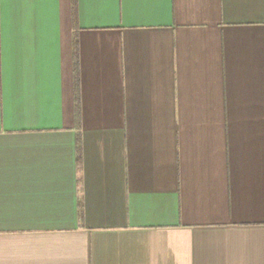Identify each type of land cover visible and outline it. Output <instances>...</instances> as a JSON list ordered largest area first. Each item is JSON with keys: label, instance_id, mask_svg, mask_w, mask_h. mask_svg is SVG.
Listing matches in <instances>:
<instances>
[{"label": "crops", "instance_id": "crops-1", "mask_svg": "<svg viewBox=\"0 0 264 264\" xmlns=\"http://www.w3.org/2000/svg\"><path fill=\"white\" fill-rule=\"evenodd\" d=\"M0 264H264V0H0Z\"/></svg>", "mask_w": 264, "mask_h": 264}, {"label": "trees", "instance_id": "trees-1", "mask_svg": "<svg viewBox=\"0 0 264 264\" xmlns=\"http://www.w3.org/2000/svg\"><path fill=\"white\" fill-rule=\"evenodd\" d=\"M78 66V65H77ZM77 66H76V69H77Z\"/></svg>", "mask_w": 264, "mask_h": 264}]
</instances>
